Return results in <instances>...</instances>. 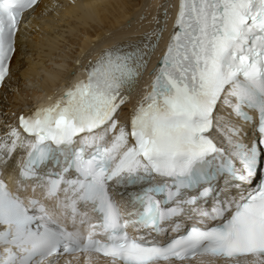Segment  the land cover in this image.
Segmentation results:
<instances>
[{"label": "snow or ice", "instance_id": "snow-or-ice-1", "mask_svg": "<svg viewBox=\"0 0 264 264\" xmlns=\"http://www.w3.org/2000/svg\"><path fill=\"white\" fill-rule=\"evenodd\" d=\"M43 2L0 0V90ZM167 19L3 122L0 264H264V0H179L122 122Z\"/></svg>", "mask_w": 264, "mask_h": 264}, {"label": "bare ground", "instance_id": "bare-ground-1", "mask_svg": "<svg viewBox=\"0 0 264 264\" xmlns=\"http://www.w3.org/2000/svg\"><path fill=\"white\" fill-rule=\"evenodd\" d=\"M172 3L173 0H44L19 33L17 53L10 66L11 80L8 88L0 93V117L3 119V113L11 107H18L19 116L24 108L34 109L51 103L50 98L60 97L65 89L84 79L83 68L88 67L90 60L92 62L102 50L117 43L145 41L146 34L164 23V8L168 11V22ZM61 28L67 30L69 36L60 37L56 30ZM37 46L45 49L46 58L44 54L42 61L30 64L35 58L28 55L29 51ZM158 54L159 46L150 62L156 61ZM76 70L79 73H74ZM69 74L74 79L78 75V80L66 83ZM140 84L122 114L128 113L138 96L144 93L149 84L146 76ZM31 100L32 105L26 104ZM17 117L12 124L17 123ZM3 132L0 127L2 135ZM10 182L15 191V179Z\"/></svg>", "mask_w": 264, "mask_h": 264}, {"label": "rangeland", "instance_id": "rangeland-1", "mask_svg": "<svg viewBox=\"0 0 264 264\" xmlns=\"http://www.w3.org/2000/svg\"><path fill=\"white\" fill-rule=\"evenodd\" d=\"M162 15V14H161ZM58 31L60 32V33H58ZM56 32H57V34L58 35H60V37H64V36H66V35H68L69 36V34L70 33H68V31L67 30H62V28L61 29H57L56 30ZM56 34V33H55ZM95 45V44H94ZM92 46L93 48L95 47V46ZM30 53L28 54L29 56H32L33 58H35V61H32V62H30V64H32L33 62H40V60L42 61L43 60V58H44V54H45V49H43V48H40V47H34V48H31V50L29 51ZM45 58H46V54H45ZM40 59V60H39ZM78 63H80V61H78ZM77 69H79L78 67H76ZM78 70H76L74 73H79V72H77ZM70 75V77H69V79L66 81V83H68L69 82V80L70 81H77L78 80V78H79V76L77 75V78L75 77V79L74 78H72L73 77V75L71 76V74H69ZM71 78V79H70ZM74 79V80H73ZM64 83V82H63ZM62 83V84H63ZM57 88V87H56ZM52 89H54V88H52ZM44 90V88L43 89H41V90H39V92H41V91H43ZM55 90V89H54ZM61 90H62V88H61ZM45 91H48V90H46L45 89ZM50 91V90H49ZM18 93H20V91L19 92H17V94ZM43 93H47V92H43ZM43 95V94H42ZM11 98V97H10ZM34 100V99H33ZM33 100H31L30 102H26V104H29V105H32L33 103ZM17 108L18 107H11L8 111H7V113H6V115H5V112L3 113L4 114V116H3V119H2V117H0V127H1V129L4 131V128H3V122H8V123H14V122H16V117L18 116V113H17ZM13 113H15L16 115L15 116H13L12 114Z\"/></svg>", "mask_w": 264, "mask_h": 264}]
</instances>
